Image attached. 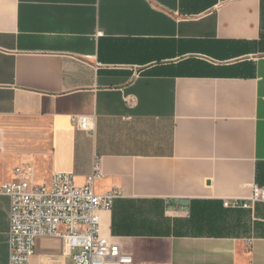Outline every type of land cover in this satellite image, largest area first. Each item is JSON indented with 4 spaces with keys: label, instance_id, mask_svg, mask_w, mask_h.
Wrapping results in <instances>:
<instances>
[{
    "label": "crops",
    "instance_id": "crops-1",
    "mask_svg": "<svg viewBox=\"0 0 264 264\" xmlns=\"http://www.w3.org/2000/svg\"><path fill=\"white\" fill-rule=\"evenodd\" d=\"M96 161L131 264H264V0H0V185L84 186ZM77 251L42 236L27 264Z\"/></svg>",
    "mask_w": 264,
    "mask_h": 264
},
{
    "label": "built area",
    "instance_id": "built-area-1",
    "mask_svg": "<svg viewBox=\"0 0 264 264\" xmlns=\"http://www.w3.org/2000/svg\"><path fill=\"white\" fill-rule=\"evenodd\" d=\"M74 125L92 130L91 119L74 116ZM101 176L98 161L84 186L75 183L73 174L55 172L47 185L32 187L26 180L0 185V196L11 200L9 211V262L27 264L36 253L42 236H63L78 250L74 264H131L119 244L101 236L100 212L111 210L123 195L117 189L96 192ZM252 203L264 201V187L254 189ZM228 208H251L245 201L225 202ZM64 228V230H62Z\"/></svg>",
    "mask_w": 264,
    "mask_h": 264
},
{
    "label": "trees",
    "instance_id": "trees-1",
    "mask_svg": "<svg viewBox=\"0 0 264 264\" xmlns=\"http://www.w3.org/2000/svg\"><path fill=\"white\" fill-rule=\"evenodd\" d=\"M176 206H179V207H180L181 205H178V204H177Z\"/></svg>",
    "mask_w": 264,
    "mask_h": 264
}]
</instances>
